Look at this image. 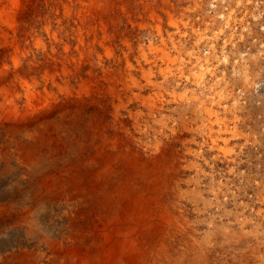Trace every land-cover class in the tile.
Masks as SVG:
<instances>
[{
  "label": "bare ground",
  "instance_id": "6f19581e",
  "mask_svg": "<svg viewBox=\"0 0 264 264\" xmlns=\"http://www.w3.org/2000/svg\"><path fill=\"white\" fill-rule=\"evenodd\" d=\"M156 35L0 45V264H264L259 99Z\"/></svg>",
  "mask_w": 264,
  "mask_h": 264
},
{
  "label": "rangeland",
  "instance_id": "374dc122",
  "mask_svg": "<svg viewBox=\"0 0 264 264\" xmlns=\"http://www.w3.org/2000/svg\"><path fill=\"white\" fill-rule=\"evenodd\" d=\"M158 29L174 34L185 69L197 58H211L218 68L205 80H231L234 94L257 97L264 132V0H0V45L15 39L48 43L53 33L75 43L79 33L104 30L117 49L123 36L138 49L158 43ZM11 54L0 48V69Z\"/></svg>",
  "mask_w": 264,
  "mask_h": 264
}]
</instances>
